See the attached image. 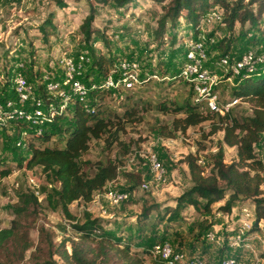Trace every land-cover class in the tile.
Returning a JSON list of instances; mask_svg holds the SVG:
<instances>
[{"label": "rangeland", "instance_id": "obj_1", "mask_svg": "<svg viewBox=\"0 0 264 264\" xmlns=\"http://www.w3.org/2000/svg\"><path fill=\"white\" fill-rule=\"evenodd\" d=\"M63 1L64 5L58 6L56 0H0V86L6 78H10L11 67L17 61L23 62L27 75H31L36 67L44 72L60 70V64L56 62L64 50L74 56L85 67V71L91 67L89 63L92 58L89 55L94 48L96 53H104L105 56L114 53L134 59L138 63L140 77L151 72L157 74L131 88L103 94L104 105L118 115L132 105L137 109L134 115L121 118L119 137L129 144L128 151L124 152L118 140L113 141L110 147L106 146L104 134L99 138H91L88 149L81 156L83 160H90V163L82 162L83 170L90 174L94 172L97 160L118 162V174L111 184L119 189H128L129 197L120 204H114L105 197L104 185L93 192L92 200L85 202L81 199L70 203L71 213L82 219L83 212L88 210L101 219L105 230L102 234L139 242L142 246L135 249L145 257L144 264L159 263L157 257L147 251L149 241L154 238H165L175 247L181 242L187 251L193 244L208 258L233 254L238 264H264L259 257L264 244V221L258 228H251L249 232L252 237L248 245L234 249L228 247L224 237L235 222L233 217L218 212V205L223 200L212 204L209 219L213 224L208 229L216 230L220 242L211 241L205 234L196 239L197 222L202 220L203 215L192 205L182 208L177 217L169 218L171 209L176 205V197L192 184L184 156L189 152L199 154L206 167L204 173H208L207 163L212 161L223 131L210 133V121L204 120L189 126L184 132L165 136L174 115L156 108L159 101L169 103L194 96L183 80H171V71L179 65L184 40L213 37L214 40H208L206 45L210 55L209 66L223 79L215 90L218 105L232 107L236 115L251 113V101L233 98V90L239 83L236 76L224 77L229 69L217 64L214 57L222 53L229 40L237 50L240 47L264 50V14L258 25H251L249 21L243 24L236 21L232 29L223 20H207L200 16L199 22L195 23L186 16H180L173 26L171 23L166 24L164 32L158 35L155 29L169 0H130L123 6H117L112 0ZM213 5L220 7L218 4ZM251 7L257 11L256 4ZM92 9V33L87 42L81 24ZM50 17L53 29L51 24H47ZM43 28L48 31L47 39ZM222 38L225 39L223 46L215 49L212 44ZM92 71L95 76L100 74L96 68ZM32 83L37 85L36 80ZM74 107L75 103L69 101L65 114L71 113ZM8 130L0 129V157L3 165L11 169L10 174L0 178V228L10 226L12 219H16L17 240L14 237L0 247V264H36L48 260L51 250L56 249L61 241L65 240V245L69 247L72 242L80 241L79 234L72 227L75 220L60 208L53 209L48 205L42 187L50 184L41 167L28 168L26 159L19 163V159L14 157L9 148L14 142L13 137L7 140L12 130ZM46 144L61 145V141L54 135ZM153 151L166 169V179L161 183L151 180L147 156ZM17 152L23 157L29 155L28 147H19ZM223 157L226 162L234 159L236 148L224 144ZM30 177L35 182H31ZM144 181H149L148 188H143ZM36 189L40 202L28 204L16 215L13 207L21 205V193ZM245 202L252 205L250 200ZM146 207H149V213L144 217ZM99 238L100 235L95 237L96 240ZM24 240L30 242V246L21 255V242ZM96 240L83 241L84 246L95 247ZM53 259V264H63L57 254L53 255ZM115 259V256H109L110 261Z\"/></svg>", "mask_w": 264, "mask_h": 264}, {"label": "trees", "instance_id": "obj_2", "mask_svg": "<svg viewBox=\"0 0 264 264\" xmlns=\"http://www.w3.org/2000/svg\"><path fill=\"white\" fill-rule=\"evenodd\" d=\"M112 1L117 6H123L130 0ZM56 3L58 6L64 5L63 0H56ZM211 4H218L220 7L211 6ZM253 4L257 5V11L252 9ZM215 8L220 9L222 13L221 20L226 22L231 29L236 21L242 24L249 21L251 25H258L261 16L264 14V0H169V5L166 6L158 20V27H156L155 32L158 35L163 33L166 24L171 23L173 26L180 16H186L195 23L199 22L198 18L200 16L206 17L207 13ZM93 16L94 9L90 10L81 24L87 42L91 39L90 21ZM47 21H49L47 24H51L53 29L51 17ZM43 30L47 39L48 31L44 28ZM174 40L175 37L173 36L172 42ZM224 41L225 39L222 38L213 43L212 46L215 49H221ZM231 46L232 49H230ZM248 49L250 48L240 47V50H237L236 47L234 48V44H230L229 40L226 42L222 53L214 58L217 62L223 56H228L232 61L234 57H239ZM108 50L110 52L111 49ZM255 51L264 52V50L257 49ZM89 56L90 59L92 58L91 63H89L91 71L89 69L85 71L86 69H84L83 74L80 75V78L87 84L101 80L112 70L115 62L122 58L114 53L111 55L109 53L107 56L104 53H96L94 48L91 49ZM180 57L179 65L171 71V80H183L189 85L178 74L183 64V58ZM17 62L12 67L10 66L12 72L10 78H6L3 85L0 86V102H4L7 98L16 97V92L12 86V75ZM175 63L177 64V62ZM93 68H96L100 73L98 76L94 75ZM20 69L29 83L36 80L39 85H37V89L44 92L42 85L39 83L43 72L39 67L34 68L31 75L26 74L23 66ZM258 70V73L246 77L235 75L239 83L233 90V98L251 101V113L236 115L232 107L223 109L222 112L211 109L204 99H194L193 89L190 85L188 87L193 97L188 96L183 101L173 100L169 103L159 101L156 103L157 110L174 115L170 125L166 128L165 136H173L178 131L184 132L189 126L196 125L204 120L210 121V133L223 131V135L219 138L217 151L214 153L212 161L207 163L209 164L208 173H204L206 167L203 165L204 163L199 161V154L189 152L184 156L192 184L176 197V205L171 209L169 218L177 217L182 208L186 205H192L203 215L202 220L197 222L196 239L202 237L213 224L209 216L212 214V204L216 201L223 200V203L218 205V212L228 213L237 203L250 200L254 205L252 228H258L260 223L264 221V173L262 171V161L256 149V143L264 138V62L261 63ZM230 75L232 73L229 69L224 77ZM152 77L146 75L141 78L147 81ZM219 83L216 88H218ZM32 84L35 87V84ZM115 91H119V89L91 88L90 101L88 100L90 102L89 110L85 109L81 102L73 101L75 107L71 113L65 114V110L62 114L57 115L53 122L46 124L41 133H29L26 136L29 154L27 157L18 154L17 148L19 147L14 143L18 135L16 130L21 127V122L17 124L16 121H13V124L3 123L0 125V129L9 128L8 131L12 130L7 140L13 137L14 142L11 144L12 146L7 145L10 146L9 148L14 157L19 159L18 162L21 163L23 159H26V167H41L50 184V186L42 187L48 205L53 209L60 208L69 218L75 220L72 227L79 234L78 240L80 241L72 242L70 247L65 245V240L61 241L56 249L51 250L48 260L36 264H53L54 254H57L63 260V264L145 263V257L135 249V247L142 246L139 242L134 243L130 238L126 240L122 236L113 238L110 234H102L105 230L100 218L85 210L83 218L78 219L69 209V205L73 201L82 199L86 202L92 200L93 192L115 179L118 174V162L110 159L95 161V170L91 174L83 170L82 162L90 163V160H83L81 156L88 149L91 138H99L106 134V146L110 147L113 141L118 140L124 147V152L128 151L129 144L124 143L119 137V131L122 128L121 118L134 115L137 109L132 105L127 107L120 115L108 109V106L104 105L103 94H114ZM54 135L58 139L60 138L61 145L51 146L46 144ZM37 141L42 143L37 144ZM224 144L236 148V157L229 162L224 161ZM10 172L11 169L3 165L2 157H0V178L7 176ZM39 200L34 190L22 192L20 195L21 205L16 204L13 207L15 214H19L30 203L38 204ZM148 213L149 207H146L143 212L144 217ZM16 223V219H12L10 226L0 228V247L14 237L17 240ZM99 235L100 238L96 240L95 237ZM88 239L96 240L95 247L84 246L83 241ZM155 239L149 241L148 252ZM21 243L22 255V252L30 246V242L24 240ZM177 248L187 250L181 242L177 244ZM188 250V252H193L198 248L191 244ZM110 255L115 256V261L109 260ZM259 257L264 261V245L259 252Z\"/></svg>", "mask_w": 264, "mask_h": 264}, {"label": "built area", "instance_id": "obj_3", "mask_svg": "<svg viewBox=\"0 0 264 264\" xmlns=\"http://www.w3.org/2000/svg\"><path fill=\"white\" fill-rule=\"evenodd\" d=\"M221 18L222 13L218 8L212 9L206 15L207 20H221ZM208 40L214 39L213 37L208 39L200 37L184 40L183 64L178 74L192 87L195 100L204 99L211 109L222 112L228 107L218 105L215 90L221 77L208 64L210 60L206 45ZM263 62L264 52H256L250 48L239 57H234L232 61L228 56H223L217 64L230 69L232 75L246 77L258 73V68ZM56 64H60V70L43 71L41 74L39 83L44 92L37 89L39 86L37 83L38 86L34 87L27 81L20 69L23 62H17L13 68L12 86L16 97L0 102V125L13 124V121L17 124L21 122V127L16 130L18 135L14 142L17 147H27L26 136L31 132L41 133L46 124L53 122L57 115L67 109L69 101H79L85 109L89 110L88 100L91 88H131L144 81L138 72V63L128 57L118 59L108 74L101 80L92 81L90 84L80 78L85 67H82L66 50L61 53ZM156 75L148 73L147 76ZM256 146L264 173V138L256 143ZM147 161L151 180L157 183L165 181L166 169L158 154L151 152L147 156ZM199 161L203 163L202 158ZM29 180L35 182L33 177ZM111 182L112 180L104 186V195L110 202L120 204L129 197L130 192L128 189L116 188ZM142 186L148 188L149 181L142 182ZM34 193L38 195V190H34ZM226 215L233 217L235 222L225 234L227 246L234 249L248 245V240L252 237L249 231L254 222V205H247L245 201L239 202ZM215 231L207 230L205 236L211 241L220 242V237ZM149 251L157 257L161 264H238L233 254H227L218 259L208 258L199 250L188 252L177 248L167 239H155Z\"/></svg>", "mask_w": 264, "mask_h": 264}, {"label": "crops", "instance_id": "obj_4", "mask_svg": "<svg viewBox=\"0 0 264 264\" xmlns=\"http://www.w3.org/2000/svg\"><path fill=\"white\" fill-rule=\"evenodd\" d=\"M263 243H264V240H263ZM264 245V244H263Z\"/></svg>", "mask_w": 264, "mask_h": 264}]
</instances>
